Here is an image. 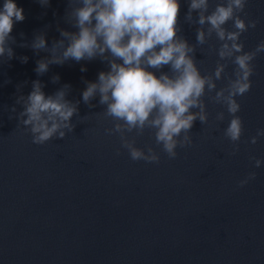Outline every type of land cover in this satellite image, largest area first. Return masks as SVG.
<instances>
[{
  "label": "water",
  "instance_id": "95a60500",
  "mask_svg": "<svg viewBox=\"0 0 264 264\" xmlns=\"http://www.w3.org/2000/svg\"><path fill=\"white\" fill-rule=\"evenodd\" d=\"M15 2L26 18L12 32L16 58L0 57V264H264V163L257 168L250 159L264 161V136L251 143L264 129V52L252 62L251 90L236 98L244 133L235 155L223 136L231 116L205 97L208 123H194L190 146L178 147V156L169 159L149 130L133 132L128 136L136 146H151L160 162L133 161L119 134L105 132L114 122L104 117L99 98L91 108L82 101L85 81H95L107 65L70 60L37 76L36 61L48 53L19 47L41 31L49 47L60 38L57 27L74 31L63 19L67 0H51L48 8L37 0ZM219 2L210 0V11ZM187 7L181 0L182 35L195 43L196 26L184 22ZM245 12L246 22L257 21L240 37L244 50L252 51L264 41V0H248ZM226 27L232 30V22ZM219 46L213 37L197 48L202 74L214 71ZM226 63L225 77L232 76L235 65ZM37 79L49 95L70 84L67 99L81 101L73 131L39 145L16 104ZM216 83L224 87L227 78ZM17 85L23 87L18 91ZM219 111H225L223 122L216 121ZM251 172L256 178L241 187Z\"/></svg>",
  "mask_w": 264,
  "mask_h": 264
},
{
  "label": "clouds",
  "instance_id": "9594fccd",
  "mask_svg": "<svg viewBox=\"0 0 264 264\" xmlns=\"http://www.w3.org/2000/svg\"><path fill=\"white\" fill-rule=\"evenodd\" d=\"M37 2L44 8L51 4V0ZM185 2L188 7L184 22L196 26L195 43L182 35L181 0H67L63 19L74 31L57 27L60 38L53 39L50 47L46 32L41 31L30 44L21 43L19 47H30L36 54L48 53L36 61L37 76L47 73L50 65L62 66L70 60L79 63L99 59L107 65L108 70L100 71L95 81H85L82 101L91 108L96 107L92 101L99 98L104 117L114 122L105 132L119 134L121 147L128 151L131 160L160 162V155L151 146L145 151L136 146L135 137L128 136L133 132L136 136L143 135L145 130L153 134L156 145L169 159H175L178 147L192 144L194 123L197 120L202 125L208 123L205 97L231 116L223 136L232 142L230 154L235 155L244 133L243 121L237 115L241 105L236 98L251 90L252 62L264 52V41L254 50L245 51L240 40L244 32L257 25L255 20L246 22L241 18V13L247 17L248 0H221L211 11L210 0ZM25 18L24 9L15 0H4L0 7V57L7 56L8 61L16 58L12 32L14 25ZM229 21L232 30L226 27ZM213 37L220 42L216 50L219 59L213 72L202 74L196 51ZM18 59L27 63L29 58ZM221 61L235 65L232 76L225 77L228 64ZM165 68L168 70L164 71ZM81 71L87 69L81 67ZM224 78H227L226 86L218 89L216 82ZM59 81L58 74L52 76V83ZM31 84V91L16 99V104L23 108L18 118L29 129L35 144L63 139L75 128L72 118L79 116L81 101L67 99L70 84H63L50 95L43 91L45 85L39 79ZM22 87L17 85V90ZM11 112L16 113L15 106ZM224 119L225 111L217 112L216 121ZM261 136L264 129L257 130L251 143H257ZM250 159L257 168L264 163L256 157ZM255 178V172L249 173L240 186Z\"/></svg>",
  "mask_w": 264,
  "mask_h": 264
}]
</instances>
